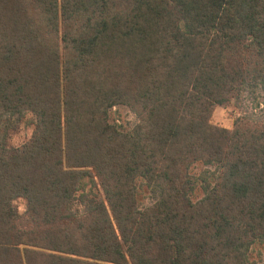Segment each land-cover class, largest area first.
<instances>
[{
  "label": "trees",
  "instance_id": "obj_1",
  "mask_svg": "<svg viewBox=\"0 0 264 264\" xmlns=\"http://www.w3.org/2000/svg\"><path fill=\"white\" fill-rule=\"evenodd\" d=\"M261 90L264 0H0V264H264Z\"/></svg>",
  "mask_w": 264,
  "mask_h": 264
},
{
  "label": "rangeland",
  "instance_id": "obj_2",
  "mask_svg": "<svg viewBox=\"0 0 264 264\" xmlns=\"http://www.w3.org/2000/svg\"><path fill=\"white\" fill-rule=\"evenodd\" d=\"M259 94L262 95V97L260 96L259 100L263 104L264 92L261 90L259 91ZM250 98L251 97L248 94H244L238 100H232L231 103L225 106H215L210 116V122L213 125L219 127L230 128L233 124L234 119L237 116H239L240 114L249 113V111H251L250 107L252 106L253 102ZM260 108L264 110V105H261ZM251 109V112L255 114H260L259 109ZM26 118L30 119L33 118V116L27 115ZM26 118H24V120H26ZM110 118L116 119L118 122L122 123L124 127L131 126L136 120L135 116L124 106H116L111 108ZM24 120L17 124V127L9 133V137L7 139V143L9 145H21L29 138L33 126L29 124L30 122L28 123ZM212 170L213 168L211 166L205 165L203 163H197L192 166L191 172L195 176H198V186L196 187L193 192V195L191 196L193 200L199 198L203 194L202 185H204V183L201 180L203 178H206V181H212ZM142 188V190L140 191L139 198L141 202L147 204L150 202V199L146 193V189H144V187ZM17 205L18 209L22 211L24 208L23 201L20 199L17 200ZM258 252H262V257H264V248H262V246H256L250 253V259L253 261L259 260L260 257L258 255Z\"/></svg>",
  "mask_w": 264,
  "mask_h": 264
}]
</instances>
